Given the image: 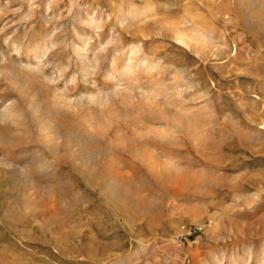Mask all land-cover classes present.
<instances>
[{
    "label": "rangeland",
    "instance_id": "1",
    "mask_svg": "<svg viewBox=\"0 0 264 264\" xmlns=\"http://www.w3.org/2000/svg\"><path fill=\"white\" fill-rule=\"evenodd\" d=\"M0 264H264V0H0Z\"/></svg>",
    "mask_w": 264,
    "mask_h": 264
},
{
    "label": "built area",
    "instance_id": "2",
    "mask_svg": "<svg viewBox=\"0 0 264 264\" xmlns=\"http://www.w3.org/2000/svg\"><path fill=\"white\" fill-rule=\"evenodd\" d=\"M186 228V226H181L173 235V240L177 243H182L184 241L185 235H187V232L191 234L190 229ZM188 234V235H189Z\"/></svg>",
    "mask_w": 264,
    "mask_h": 264
}]
</instances>
